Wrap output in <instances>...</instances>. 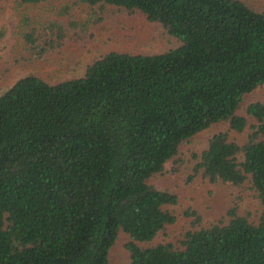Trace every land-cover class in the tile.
I'll use <instances>...</instances> for the list:
<instances>
[{
    "label": "trees",
    "instance_id": "16d2710c",
    "mask_svg": "<svg viewBox=\"0 0 264 264\" xmlns=\"http://www.w3.org/2000/svg\"><path fill=\"white\" fill-rule=\"evenodd\" d=\"M77 1L93 22L106 5L139 11L178 44L111 49L80 75L49 82L28 72L0 92V264H111L120 231L129 264H264V99L243 104L264 84V9L245 0ZM70 10L25 26L21 56L60 51L75 26L60 17ZM221 122L228 128L208 136L194 169L213 183H247L260 209L234 203L206 223L193 211L180 237L154 241L176 221L178 195L149 178Z\"/></svg>",
    "mask_w": 264,
    "mask_h": 264
},
{
    "label": "rangeland",
    "instance_id": "374dc122",
    "mask_svg": "<svg viewBox=\"0 0 264 264\" xmlns=\"http://www.w3.org/2000/svg\"><path fill=\"white\" fill-rule=\"evenodd\" d=\"M245 1L255 8L264 9V0ZM65 4L71 7L70 14L65 13L60 17L66 26L68 21L75 20V26L69 23L61 50L47 53L42 60H31L28 55L23 58L26 51L21 35L23 28L36 25L40 29L49 18L58 16L56 10ZM94 16L92 10L76 0H47L42 4L24 3L22 0L0 1V27L4 29L0 39V92L18 76L28 72L36 73L49 82L80 75L87 63L111 49L158 52L178 44V40L166 33L158 22L147 20L139 11L126 13L106 5L100 20L93 22ZM243 98V104L264 99V84L246 93ZM227 125L226 122L214 123L198 132L180 147V153L169 159L161 172L149 178L156 186L169 188L178 195L177 203L171 206L176 221L166 225L154 241L180 237L185 228L191 225L193 211L206 223L225 218L226 209L234 203L239 204L241 211L251 210L253 215L260 209L247 183L242 186L229 182L213 183L204 178L200 170L194 169V154L205 146L212 132L227 129ZM229 134L240 141L244 136V133L232 130ZM128 239L127 233L119 232L111 248V264H129V254L124 247Z\"/></svg>",
    "mask_w": 264,
    "mask_h": 264
}]
</instances>
